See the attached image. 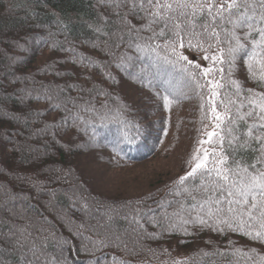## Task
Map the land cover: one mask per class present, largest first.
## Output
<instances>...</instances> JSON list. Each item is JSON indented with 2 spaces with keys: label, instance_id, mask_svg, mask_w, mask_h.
<instances>
[{
  "label": "snow or ice",
  "instance_id": "1",
  "mask_svg": "<svg viewBox=\"0 0 264 264\" xmlns=\"http://www.w3.org/2000/svg\"><path fill=\"white\" fill-rule=\"evenodd\" d=\"M97 5L103 11L95 26L88 27L100 40L93 47L105 59L97 64L84 55L72 63L96 68L107 87L91 76H85L84 83L64 81L67 70L59 60L33 69L54 77L40 83L39 90L31 72L21 75L31 77L32 88L27 81L20 88L19 78L15 85L7 78L0 84L5 95L17 97L0 99V124L18 123L33 99H43L46 109L59 113L35 134L50 138L42 142L43 151L18 142L27 120L0 135V152L23 153L27 161L9 169L10 177L0 173V264H153L161 255L167 258L161 264H264L259 251L264 247V92L244 90L232 78L240 61L248 75L255 76L250 62L261 54L257 49H264V0H97ZM63 19L49 39L61 34ZM50 47L57 51V42L52 40ZM65 51L75 55L74 48ZM120 77L154 97L164 93L165 109L183 96L171 87L177 77L201 100L207 89L214 102L201 105L210 120L204 127L211 130L202 133L184 173L162 188L117 200L93 192L74 167L44 171L43 161L50 159V146H59L51 137L72 129L87 131L97 120L122 125V138L112 142L114 151L121 143L134 142L138 128L129 119L133 106L111 90L120 87ZM225 77L234 88L227 103L222 93ZM217 96L221 100L216 101ZM116 99L123 101L122 107L113 106ZM43 114L34 112L36 122ZM62 143L69 150L74 143H87L92 151L96 140L93 133L88 141L69 137ZM204 232L228 237L224 247L208 239L204 243L212 245L211 251L177 253L186 257L178 259L159 244L165 236ZM230 234L258 247H236Z\"/></svg>",
  "mask_w": 264,
  "mask_h": 264
},
{
  "label": "trees",
  "instance_id": "2",
  "mask_svg": "<svg viewBox=\"0 0 264 264\" xmlns=\"http://www.w3.org/2000/svg\"><path fill=\"white\" fill-rule=\"evenodd\" d=\"M102 11L103 9L99 8L97 5V0H0V84H5L6 80L4 78H7L8 81H12L13 85H15L17 83V78H19L18 82L20 84V88L24 87L26 81L28 87L32 88L31 77H25L21 75V71L25 73L31 72L32 76L36 77V88L37 90H39L40 83L51 81L54 79V77L50 73H44L43 71H41L40 74L37 75V73L34 72L33 69L43 65L46 61L54 63L55 60H59L60 65L67 70L66 75L62 78L63 80L69 83H84V78H82L81 75H79V77L76 79V76L72 74L73 68L76 67V65L72 63V59L75 58L77 60V63H79V57L87 55L93 61L97 62V64L105 59L103 53L99 50V48L93 47V43L95 42L97 45H99L100 40L97 38V34L88 27V25L90 24L95 26V18L98 13ZM61 17L64 18L61 21L59 28V32L61 34L49 39L50 33H55L58 31L57 21L60 20ZM42 38L48 40L49 42L47 44L40 43V46L34 45L30 50H28L29 53L26 57L20 58L22 57L21 48H23V46L32 45L36 40L41 41ZM52 40H55L57 42V51L51 50L50 45ZM29 42L31 44H29ZM61 46H63V49L65 50L74 48L75 55L71 51L59 50ZM11 51L14 53H12ZM257 51L261 54L253 57L252 61L250 62L251 70L255 73V76H249L248 67L244 64L243 61H240L238 62V64L240 65L238 69H241L243 74L240 80L238 79V81L244 90L252 89L257 94H260L264 92V79H262V77H264V49H257ZM13 54L20 55V57L15 61L13 60L15 58ZM17 65H19L20 68L14 73L13 69ZM78 67L81 70L87 69V67H85L83 64H80V66ZM89 68L92 69L89 71L94 70V72L98 73L102 78V76L100 75V71L90 66ZM87 72L88 71L86 70V72L83 73ZM112 72L119 76V73H117L115 68L112 69ZM232 78L235 79L233 72ZM120 79L122 80V82L125 81L123 77H120ZM257 81H259V83ZM223 82L225 84V87L222 90V93L224 103H227L230 94L234 91V88L228 83L227 77H225V80ZM201 83H203V81H201ZM132 86L137 88L138 91H144L136 87L135 85ZM19 90L20 89L18 88L17 91ZM206 90L207 89H205L204 94H206ZM181 93H183L181 99L170 104L167 109L163 107L162 96L164 95V93L161 94L160 98L151 95V97L156 100V104H152L153 111L148 115V117L151 118L155 117L156 115H158L159 117H163L160 119V123L157 122V124L155 125L161 126V133L164 134V137L166 136L165 140L163 141L166 146L164 150H158L157 148H154V152L153 149L146 150V143L142 141V137L138 136V134L140 135V133L144 129H141L139 127L137 138L133 143H121L119 149L115 151L113 150V148H110L113 156L118 158L116 159L117 163L112 161V163L116 164V168L114 170L116 171L118 169H122V174L127 164H129V168L132 162L140 161L147 156H155L151 157V159L156 158V160H160L165 158L163 154H161L160 156V153L168 152V157H171L170 160H173L174 163L176 161V163L173 165L174 168L165 171L162 170L158 174H156L153 177L156 178V181H154L155 184H153L148 190L144 189L142 194L148 192L149 190H154L157 187L162 188L167 182L172 180L173 177L177 178L178 174L175 175L174 173H177L179 167L180 169H182V171L187 168V161L190 158V153L188 152V148L185 146V135L178 136V132L182 131L183 133H187V131H190L188 132V134H186V136L189 134L192 135L193 133L198 135L199 132L204 128V124L210 121L206 118L205 111L201 107L202 104L208 103L207 98H205V100L204 98L203 100H201L197 93L193 92L187 86H185L182 91L176 92L174 94L179 95ZM72 94L76 95L75 92H73ZM147 94L149 93L147 92ZM32 95L34 98L37 95V91H33ZM196 96H198V98ZM10 98L12 100L17 99V97L12 93L5 95L4 90L0 88V99L9 100ZM171 98L172 97H170V99ZM215 99L216 101H219L221 100V97L217 96ZM187 101H191L193 103L190 104L191 107H186ZM197 102H200V105L193 107ZM213 102L214 101H212V103ZM20 107L23 108L24 105H20ZM180 109H183V114H179L178 110ZM38 110H42L45 113L40 118V122H36V118L34 117V112ZM163 113L165 114V116ZM55 115L56 117H58L59 113L46 109V102L43 99H40L39 101L33 99L30 111L28 112L27 116H20L18 123L0 124V135H3V133L8 129H17L19 125L24 124L25 120H27L28 126L23 132H21L18 142L23 143L25 147L29 144L33 147H40L41 151H43L42 142H48L50 138L48 135H44L41 133L39 137L43 138L44 140H41L39 142V138H36L35 134L40 128L43 127L44 123H51L54 118L53 116ZM180 116L183 118L178 122L182 124L178 125L177 119ZM106 121L111 120H97L93 125V131H102L101 134H106L107 139H110L108 140L109 142L118 141L116 138H114L115 133L116 137L120 140L123 134L122 125L115 122L110 124ZM33 124L35 125V127L32 126ZM145 124H147L146 127L144 126L147 130L153 126L150 121L145 120ZM113 125H115V127ZM177 127H179L178 130ZM32 130H35L36 132H33ZM118 134L119 136L121 135V137H119ZM89 136L91 135L87 134L86 131H83V129H81L79 132H76L74 129H72L64 132L62 135H58L57 137H51V139L56 140V143L59 146L55 149H53L51 146L48 148L50 159L47 161H43L44 171H46L47 168L52 167H73L72 162H76L77 159H88L89 154L83 152V150L85 151V147L89 146L87 143H74L71 146V150H69V145L63 144L62 142L68 141L69 137H71L72 141L74 142L78 139L88 141ZM163 139L164 138H161V141ZM76 146L78 147V150ZM22 163H27V161L24 160L23 153H20L18 155L17 152L12 151L0 152V173H5L10 177L12 173L8 170L18 168L22 165ZM99 163H104L103 166L106 165V161ZM75 165L76 164H74V166ZM33 168H35V165L33 166ZM24 170L31 171L27 168H25ZM82 178L86 181L88 187H90L88 180L84 176H82ZM3 180L4 177L0 176V183H2ZM112 189H110L111 193L102 196L114 198L117 200L125 198V196L121 194L119 189L116 192ZM160 195H163V193H160ZM230 236L236 242V247L245 249L250 246L258 247L257 242L247 240L245 237L233 234H230ZM227 238L228 237L222 239L220 236L209 232H204L192 237H185L182 234H178L170 237L165 236L160 238L159 244L163 248L171 249L173 256H177V253L190 254L197 249H205L211 251L212 245L204 243V241L208 239H211L213 241V244H219L221 247H224ZM180 239H184L186 241L190 240L191 242L178 244V240ZM153 247H156V243H153ZM259 251L261 252V254H264V247H259ZM177 258L179 259L186 257L177 256ZM166 259V256L161 255L159 260L154 261L153 264H161V262L166 261Z\"/></svg>",
  "mask_w": 264,
  "mask_h": 264
},
{
  "label": "rangeland",
  "instance_id": "3",
  "mask_svg": "<svg viewBox=\"0 0 264 264\" xmlns=\"http://www.w3.org/2000/svg\"><path fill=\"white\" fill-rule=\"evenodd\" d=\"M29 44H31V43L29 42ZM34 45L40 46L41 44L38 40H36L32 45L23 46V48H21L22 57H20V55H16V54L14 55L13 54L15 57L13 60L16 61L19 57L20 58L26 57L29 53L28 50H30ZM12 53H14V52H12ZM197 62H199V61H197ZM239 67H240V65L234 66L232 69L234 78L236 80H238V79L240 80V78L242 77V74H243L241 69H238ZM86 70L89 73L88 72L83 73V72H86ZM89 70H92V69L87 67V69L81 70V69H79V67L76 66L73 68L72 74L76 76V79L79 77V75H81L82 78H84L85 76H91L92 81L99 82L101 84H104L107 87V82L102 80V78L99 76L98 73H95L94 70L93 71H89ZM132 85L133 84H129L126 80L124 82H122V80H121L120 87L119 88H113L111 90L118 97H123L124 100H127L132 104L135 113L132 116H130L129 119H131L133 121V123H135L137 125V128L139 127L141 129H144L140 133V135L138 134V136L142 137L143 138L142 141L144 143H146L145 144V145H147L146 150L153 149V152H154V148H157L158 150H164V148L166 146H165V143L163 141L165 140L166 136L164 137V134L161 133V129H160L161 126L155 125V124H157V122L160 123V119L163 117H159L158 115H156L155 117H151V118L148 117V115L151 114L153 111L152 104H156V100L154 98H152L150 94H147V92L138 91V89ZM185 86L186 85L181 81V79L179 77H177L176 80L171 85L174 93L182 91L183 88H185ZM207 93L208 92L206 90V94H204V100H205V98H207V102L209 104H211L212 100H209ZM196 97L198 98V96H196ZM112 103H113V106L117 107V108L123 106V101L120 99H116V100L112 101ZM199 103L200 102H197L193 107L200 105ZM190 104H193V103L191 101H187L186 107H191ZM173 110H174V107H173ZM219 110L220 109H218V111ZM178 111H179V114H181V113L183 114V109H180ZM185 112H184V114H185ZM137 116H139V117H137ZM164 116H165V114H164ZM53 117H56V115ZM182 118L183 117H181V116L178 117V119H177L178 125L182 124V123L178 122ZM145 120L150 121V123L153 125V126L151 125L152 127H150V125H149L150 128L148 130L145 129V127L147 125V124H145ZM106 122H108L110 124L114 123V121H106ZM205 125H210V121H208L206 124H204V126ZM113 126L115 127V125H113ZM116 127H118V126H116ZM178 129H179V127H177V130ZM35 130L34 131L32 130V131L36 132ZM210 130H211L210 126L208 128L204 127L202 129V131L199 132L198 135L193 133L192 135L189 134L187 136H186V134H188V132H190V131H187V133H183L182 131L178 132V136L185 135V146L188 148V152L190 153L189 156H191L194 153L195 148L199 147L197 142L201 138L202 133L205 131H210ZM86 133L90 134V135H93V133H94V135H95L96 143H94L92 145L93 151H90L89 146H86L85 151L83 150V152L89 154V158L86 160H84V159L78 160L77 159L76 162H72V165H73V167H76L75 169H77L79 171L81 176H84L88 180V182L90 184V189L93 192H99L101 195H105V194L107 195V194L111 193L110 189L113 188L112 190H114L115 192L119 189L121 194H123L125 197L138 196V195L142 194L144 189L148 190L153 184H155L154 181H156V178H153V177L156 174H158L162 170L165 171V170H170L171 168H174L173 165L176 163V161L174 163L173 160H170L171 157H168V155H169L168 152L167 153H160V156H161V154H163V156L165 157L164 159H160V160H156V158L151 159V157H155V156L144 157L143 158L144 160L141 159L140 161L132 162V164L129 168H128L129 164H127L125 166V168L123 170L124 172L122 174V169H118L116 171L114 170L116 168L115 163H117L116 159H118V158L113 156L111 149H110V148H113L112 147L113 141L109 142L108 140H110V139H107L106 134L105 135L101 134L102 131H98V132L95 130L93 131V127L89 128L86 131ZM114 136H113L114 138L119 140L116 137V133L114 134ZM118 136H119V134H118ZM119 137H121V135ZM161 138H164V139L161 141ZM41 140H44V139L39 137L38 141L40 142ZM79 140L83 141L82 139H79ZM163 143H164V145H163ZM77 144H79V143H77ZM160 147H162V148H160ZM204 147H208V145H204ZM77 150H78V147H77ZM158 150H156V151H158ZM100 154H101V156H100ZM97 156H99V157H97ZM104 161H106V165H104V166H103L104 163H99V162H104ZM112 161H114L115 163H112ZM74 164H76V165L74 166ZM183 173H184V171H182V169H180V167H179V169L177 170V173H174V174L175 175L178 174V176H180ZM174 178L175 177H173V179ZM84 264H88V261L85 260Z\"/></svg>",
  "mask_w": 264,
  "mask_h": 264
}]
</instances>
